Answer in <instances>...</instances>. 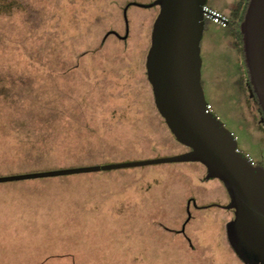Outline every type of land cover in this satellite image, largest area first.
<instances>
[{
	"label": "rangeland",
	"instance_id": "1",
	"mask_svg": "<svg viewBox=\"0 0 264 264\" xmlns=\"http://www.w3.org/2000/svg\"><path fill=\"white\" fill-rule=\"evenodd\" d=\"M16 1L0 13V175L36 171L16 154L32 145L52 150V169L189 150L147 78L159 6L138 4L155 0ZM228 1L229 16L236 2ZM221 35L206 22L205 98L239 150L264 166L243 59L229 41L215 45ZM229 202L194 161L1 182L0 264H246L230 245Z\"/></svg>",
	"mask_w": 264,
	"mask_h": 264
},
{
	"label": "water",
	"instance_id": "2",
	"mask_svg": "<svg viewBox=\"0 0 264 264\" xmlns=\"http://www.w3.org/2000/svg\"><path fill=\"white\" fill-rule=\"evenodd\" d=\"M207 0H155L159 6L146 57L155 105L175 138L189 150L178 156L0 175V183L165 162H201L221 181L235 212L229 224L234 250L246 264H264V166L244 155L233 133L208 109L202 86L201 41ZM126 15V10L124 11ZM245 62L264 112V0H249L241 23Z\"/></svg>",
	"mask_w": 264,
	"mask_h": 264
},
{
	"label": "trees",
	"instance_id": "3",
	"mask_svg": "<svg viewBox=\"0 0 264 264\" xmlns=\"http://www.w3.org/2000/svg\"><path fill=\"white\" fill-rule=\"evenodd\" d=\"M16 2H17L16 0H0V13H3L5 11L10 12L11 10H13L14 9L13 7H14ZM234 2H236L235 3L236 6L229 13L228 25L226 27H221L224 29V32L222 35L230 38V43L234 45L238 54L243 59L242 71L244 72L245 80L248 83V86H250V89H251L250 91H251L252 97L258 106V110H259V113L261 115V122L264 126V112H263V110H262V108L258 102L257 95L253 89V86H252V83L250 80L249 71H248V68H247V65L245 62V55H244V48H243V35L241 33V28H240L241 23H242L244 16H245V12H246L249 0H234ZM129 6H130V4H129ZM206 22H209V24L210 23L214 24L210 20H205L204 29L206 27ZM202 66H203V61H202ZM201 82H202V78H201ZM207 103L211 107L213 106L210 102L207 101ZM212 112H213V107H212ZM233 135L236 136L238 139V136L235 133H233ZM51 153H52V150H49V148L43 149V148H39V147L34 146V145L29 146L27 149L18 150L16 152V154L19 156V158L23 159V161L24 160L33 161L32 163H30V166L27 168H31L32 170H36V171L51 170L52 166L54 164L55 165L57 164V162L54 163V161H52ZM250 153H251V149L249 148V150L245 151V153H243V154L244 155L249 154L250 156H252ZM48 158H50V159H48ZM252 158H253V156H252ZM253 160H254V163L258 165V163L255 161L254 158H253ZM2 171H4V172L6 171V173L12 172V170H10V171L2 170Z\"/></svg>",
	"mask_w": 264,
	"mask_h": 264
},
{
	"label": "crops",
	"instance_id": "4",
	"mask_svg": "<svg viewBox=\"0 0 264 264\" xmlns=\"http://www.w3.org/2000/svg\"><path fill=\"white\" fill-rule=\"evenodd\" d=\"M227 2H229V1L228 0H214V3H213V5L211 7L213 9H216V10L220 11V12L226 13L225 11L227 10V6H226V3ZM209 25H210V27L213 30H219L220 33L223 34L224 29L221 28L220 26H218L216 24H212V23H210ZM213 41H214V43H215L216 46L219 45L221 48H223L225 46V41L226 42L229 41L228 43H230V38L221 35L220 37L215 38V40L213 39ZM210 45H211L210 43H208V44L207 43L206 44H202V47H201L202 59H203V56L206 53L207 49L209 48V50H210ZM209 50L207 52H209ZM230 245L232 246L231 243H230Z\"/></svg>",
	"mask_w": 264,
	"mask_h": 264
},
{
	"label": "built area",
	"instance_id": "5",
	"mask_svg": "<svg viewBox=\"0 0 264 264\" xmlns=\"http://www.w3.org/2000/svg\"><path fill=\"white\" fill-rule=\"evenodd\" d=\"M204 19L210 20L214 24L220 26V27H226L229 22L228 15L224 14L223 12H220L216 9H213L212 7L208 6L207 4L204 6ZM208 109L212 111V107L208 104ZM237 139V137L235 136ZM246 156L251 160L252 163H254V160L252 156L249 154H246ZM255 164V163H254Z\"/></svg>",
	"mask_w": 264,
	"mask_h": 264
}]
</instances>
